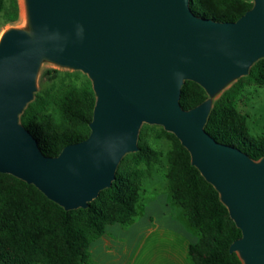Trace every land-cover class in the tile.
Segmentation results:
<instances>
[{
  "label": "water",
  "instance_id": "water-1",
  "mask_svg": "<svg viewBox=\"0 0 264 264\" xmlns=\"http://www.w3.org/2000/svg\"><path fill=\"white\" fill-rule=\"evenodd\" d=\"M26 26L0 36V172L35 185L66 210L88 208L139 150L144 124L174 133L219 192L242 236L243 264H264V157L206 130L214 102L264 58V0L236 21L195 14L192 0H23ZM44 63L80 70L96 95L89 136L46 155L21 122ZM208 97L185 109L182 87Z\"/></svg>",
  "mask_w": 264,
  "mask_h": 264
},
{
  "label": "trees",
  "instance_id": "trees-1",
  "mask_svg": "<svg viewBox=\"0 0 264 264\" xmlns=\"http://www.w3.org/2000/svg\"><path fill=\"white\" fill-rule=\"evenodd\" d=\"M252 7L253 0H192L196 15L217 21H236ZM20 15L19 0H0V22H15ZM66 73L71 80L57 92L38 90L21 115V122L50 156L91 132L96 103L92 82L80 71ZM245 79L264 85V58L215 100L206 130L217 141L259 160L264 157V132L251 134L246 115L237 107ZM207 97L197 82L187 80L182 87L185 109ZM159 127V136L170 140L171 147L163 153L152 146L143 127L139 150L123 158L112 186L101 191L88 208L66 210L35 185L0 172V264H96L90 244L105 233L107 225L119 222L127 227L141 216L144 180L160 165L165 167L169 203L180 207L188 228L197 236L189 247L192 264H243L230 251L242 231L219 192L192 164L179 138Z\"/></svg>",
  "mask_w": 264,
  "mask_h": 264
},
{
  "label": "crops",
  "instance_id": "crops-1",
  "mask_svg": "<svg viewBox=\"0 0 264 264\" xmlns=\"http://www.w3.org/2000/svg\"><path fill=\"white\" fill-rule=\"evenodd\" d=\"M197 236L166 191L157 192L129 226L109 224L90 244L96 264H192L189 247Z\"/></svg>",
  "mask_w": 264,
  "mask_h": 264
},
{
  "label": "rangeland",
  "instance_id": "rangeland-1",
  "mask_svg": "<svg viewBox=\"0 0 264 264\" xmlns=\"http://www.w3.org/2000/svg\"><path fill=\"white\" fill-rule=\"evenodd\" d=\"M19 2L21 5L20 18L15 22H5L2 20L0 22L1 34L4 30L10 27L26 26L23 0H19ZM68 71L75 70L60 68L51 63H44L38 76L39 91L46 90L47 92H57L60 90L66 82L71 80L70 77H67L66 72ZM82 73L85 74L84 72ZM85 75L88 76L87 74ZM79 81L80 79H78L76 82ZM245 82L246 85L237 99V107L246 115L251 134L258 135L264 132V85H258L249 82L246 79ZM143 127L147 132L148 141L152 146L163 151V153H165L171 147L170 140L163 136H159V126L157 127L155 125L145 124ZM163 190L166 191L165 167L160 165L158 169H153L151 175L146 177L144 180V203L152 196H155L157 192H161ZM176 206L179 208V210H181L178 205Z\"/></svg>",
  "mask_w": 264,
  "mask_h": 264
}]
</instances>
